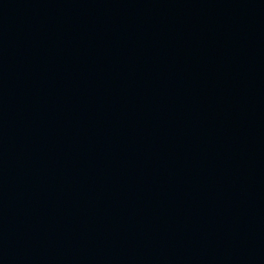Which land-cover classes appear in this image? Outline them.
<instances>
[{
  "label": "water",
  "instance_id": "obj_1",
  "mask_svg": "<svg viewBox=\"0 0 264 264\" xmlns=\"http://www.w3.org/2000/svg\"><path fill=\"white\" fill-rule=\"evenodd\" d=\"M0 264H264V0H0Z\"/></svg>",
  "mask_w": 264,
  "mask_h": 264
}]
</instances>
